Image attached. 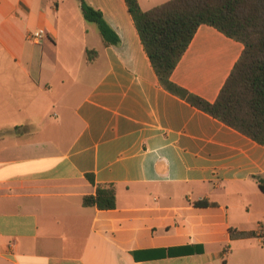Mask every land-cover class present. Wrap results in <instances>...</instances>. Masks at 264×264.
Returning a JSON list of instances; mask_svg holds the SVG:
<instances>
[{"label":"crops","instance_id":"0c3cea01","mask_svg":"<svg viewBox=\"0 0 264 264\" xmlns=\"http://www.w3.org/2000/svg\"><path fill=\"white\" fill-rule=\"evenodd\" d=\"M85 1L118 45L78 0H0V107H51L0 117V264H264V145L160 85L125 0ZM243 51L202 25L171 79L215 102Z\"/></svg>","mask_w":264,"mask_h":264},{"label":"trees","instance_id":"16d2710c","mask_svg":"<svg viewBox=\"0 0 264 264\" xmlns=\"http://www.w3.org/2000/svg\"><path fill=\"white\" fill-rule=\"evenodd\" d=\"M78 1L85 19L98 26L105 45H118L120 38L103 13L85 0ZM125 2L160 85L264 145V0H171L149 11H144L138 0ZM202 25L214 27L244 45L240 59L215 102L189 92L171 79ZM94 52L87 51L88 58ZM87 177L95 183L90 175ZM83 204L100 210L115 209L116 190L113 185L99 184L96 194L86 196ZM194 204L198 207L216 205L207 200Z\"/></svg>","mask_w":264,"mask_h":264},{"label":"rangeland","instance_id":"374dc122","mask_svg":"<svg viewBox=\"0 0 264 264\" xmlns=\"http://www.w3.org/2000/svg\"><path fill=\"white\" fill-rule=\"evenodd\" d=\"M76 2V0H74ZM32 42V41H31ZM33 43V42H32ZM32 45V44H31ZM40 102V101H38ZM34 103V105H29L28 107H25L24 109L18 110L16 106H4L0 107V117H2V121L5 124L17 121V122H27L31 115H35V120L37 122L43 121V117L48 115V112H50L49 105H46V103Z\"/></svg>","mask_w":264,"mask_h":264},{"label":"built area","instance_id":"2783aa9c","mask_svg":"<svg viewBox=\"0 0 264 264\" xmlns=\"http://www.w3.org/2000/svg\"><path fill=\"white\" fill-rule=\"evenodd\" d=\"M46 37V31L43 29L36 30L34 32H31L28 35V39L32 41L35 44H40L43 42V40ZM260 233L264 235V226H260Z\"/></svg>","mask_w":264,"mask_h":264}]
</instances>
